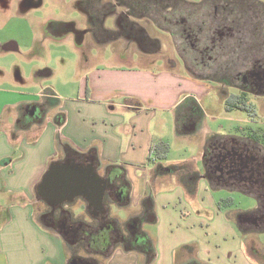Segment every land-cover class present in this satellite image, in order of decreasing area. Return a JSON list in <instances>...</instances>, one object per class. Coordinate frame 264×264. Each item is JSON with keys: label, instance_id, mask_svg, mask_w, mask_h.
I'll return each instance as SVG.
<instances>
[{"label": "crops", "instance_id": "obj_1", "mask_svg": "<svg viewBox=\"0 0 264 264\" xmlns=\"http://www.w3.org/2000/svg\"><path fill=\"white\" fill-rule=\"evenodd\" d=\"M76 2L72 7L80 6L83 18L90 17ZM161 62L148 69H92L82 78L77 97L56 104L54 97L0 81V264H177L179 257L183 264L189 257L195 264H250L239 231L218 206L225 200L221 193L236 191L214 181L220 168L206 159L216 143L237 141L249 130L264 154L261 137L248 128L256 123L249 114L232 120L229 130L203 124L205 115L199 120L194 105L214 89L213 83ZM182 101L192 103L181 110ZM192 116L197 121L187 129ZM172 130L173 139L194 147L192 164L150 155L152 145L171 144ZM68 156L90 157L99 176L119 185L117 197L106 201L105 223L125 236L138 232L142 243L149 241L152 255L134 248L139 240L128 248L114 243L102 254L94 236L80 244L46 224L50 207L37 188L49 168ZM185 202H198L204 216L187 214ZM64 209L73 225L103 226L81 198ZM144 225L155 226L154 234ZM183 247L192 248L191 253H178Z\"/></svg>", "mask_w": 264, "mask_h": 264}, {"label": "rangeland", "instance_id": "obj_2", "mask_svg": "<svg viewBox=\"0 0 264 264\" xmlns=\"http://www.w3.org/2000/svg\"><path fill=\"white\" fill-rule=\"evenodd\" d=\"M83 1L86 0H0V81L5 79L31 94L54 97L53 103L56 104L59 100L77 97L82 78L92 69L100 67L148 69L160 60L162 64L174 65L182 71V75L186 70L189 75L201 77L184 58L179 41L159 32L153 26L150 15L147 18L150 21L138 20L136 26H132V32L138 36L137 42L127 38V33H119V25L123 32L130 27L129 20L123 15V4H130V0H88L82 5ZM258 1L264 5V0ZM75 2L82 5L83 11L90 16L97 11L109 14L102 21L100 18L101 23L97 24L95 18L84 19L80 6L72 7ZM131 7L134 9L133 16L141 15L136 11V5ZM158 26L165 30L160 24ZM139 27L146 34L139 32ZM213 86L214 89L207 92L202 101L195 103L198 107L193 113L198 115L199 120L205 115L203 124L212 125L214 129L223 126L229 130L235 118L251 117L247 111L227 110L226 102L236 94L234 90L223 92L222 85ZM189 103L192 102L182 101L181 110ZM261 103L262 98L248 97V111L256 123L248 128L258 133L260 145L264 148V107ZM173 135L172 130L171 144H167V163L183 161L192 164L196 156L194 147H189L188 143L184 147L182 141L173 139ZM220 196L230 200L229 204L223 205L222 211L229 216L232 225H235L237 215L250 212L257 205L252 197L238 192L226 191ZM185 204L189 209L187 214L195 218L204 216L198 202ZM115 210L113 214L121 219L118 209ZM143 229L154 234L156 227L144 225ZM238 238L247 262L264 264V233L253 236L239 234ZM182 259L176 258V263L183 264ZM189 259V263L192 262V257Z\"/></svg>", "mask_w": 264, "mask_h": 264}, {"label": "flooded vegetation", "instance_id": "obj_3", "mask_svg": "<svg viewBox=\"0 0 264 264\" xmlns=\"http://www.w3.org/2000/svg\"><path fill=\"white\" fill-rule=\"evenodd\" d=\"M86 2L88 0L83 1L82 4ZM127 29V32H123L122 26L119 25L120 34L127 33V38L137 42L138 36L132 32V26ZM249 36L248 34H241L236 55V65L234 67L230 64L226 65L223 75L224 83L222 85L223 92L227 89H232L236 92L235 95H231L229 98L237 97L246 101L247 104L248 97L262 98L264 101V49ZM225 37L233 36L226 34ZM229 46L226 43L225 50L227 53L224 57L228 62H230L229 55H232L229 51ZM191 75L195 76L194 74ZM247 112L251 114V112ZM192 121L196 122L197 116L190 117L186 125L187 129L192 125ZM213 149L214 152L206 161L220 168L219 172L221 175L214 177V181L219 179L228 190H235L238 193L252 197L257 203L254 210L236 216L235 226L239 234L253 236L256 233H264V154L259 147V141L254 138L251 132H247L242 139L237 141L223 140L216 143ZM67 161L83 167L92 166L96 168V165L88 156H68L66 158ZM210 173L212 174L213 172L209 169L208 174ZM104 179H106L107 187L103 198V209L98 212V216L104 223L97 230L71 224V216L64 209L65 205L54 210L49 208V212L44 217L47 225L55 229H61L64 234L74 237L80 244L87 242V240L89 241L90 236H94L93 241L98 242L102 246V254H107L108 246L114 243H122L127 247L136 245L134 243L138 240L139 245L142 240L138 232L128 233L125 236L115 226L106 225L107 223L104 220V214L107 209L106 201L112 197L116 198V193L120 192V188L119 185L113 184L111 179ZM87 207L92 210L88 205Z\"/></svg>", "mask_w": 264, "mask_h": 264}, {"label": "trees", "instance_id": "obj_4", "mask_svg": "<svg viewBox=\"0 0 264 264\" xmlns=\"http://www.w3.org/2000/svg\"><path fill=\"white\" fill-rule=\"evenodd\" d=\"M123 5L125 6H121L124 7L123 15L129 20L130 26H136L135 22L138 20L148 21L147 18L150 15V20L154 21L153 26L159 32L166 33L173 40L179 41L182 45L181 51L185 54L184 58L201 76H193L199 81L223 85L226 65L230 64L233 67L236 65L241 34L250 35L251 39L264 49V5L255 0H130V4ZM132 5H136V11H139L141 15L133 16ZM107 14L109 12L97 11L90 17L95 18L97 24H100ZM155 21L165 30L161 29ZM138 30L146 34L144 29L139 27ZM226 34L233 37L226 38ZM226 43L230 45L229 51L232 53L229 55L230 62L224 58L227 53ZM226 106L228 111L232 108L248 111L249 108L246 101L237 97L229 98ZM196 107L198 106L194 105L195 112ZM168 152L167 144L159 143L150 147V155L158 159H166ZM182 168L183 166L173 167L175 170ZM194 177L195 180L198 179L195 173ZM193 189L194 186L188 190ZM229 203L228 199L221 200L218 206ZM134 248L152 255L149 241ZM190 250L192 251V248L183 247L178 253H191ZM186 264L195 263L187 262Z\"/></svg>", "mask_w": 264, "mask_h": 264}, {"label": "water", "instance_id": "obj_5", "mask_svg": "<svg viewBox=\"0 0 264 264\" xmlns=\"http://www.w3.org/2000/svg\"><path fill=\"white\" fill-rule=\"evenodd\" d=\"M106 187V179L98 175L96 168L67 161L49 168L38 185L37 193L52 210L81 198L97 215L103 209Z\"/></svg>", "mask_w": 264, "mask_h": 264}, {"label": "clouds", "instance_id": "obj_6", "mask_svg": "<svg viewBox=\"0 0 264 264\" xmlns=\"http://www.w3.org/2000/svg\"><path fill=\"white\" fill-rule=\"evenodd\" d=\"M76 211H77V212H79V211H80V209H76Z\"/></svg>", "mask_w": 264, "mask_h": 264}]
</instances>
